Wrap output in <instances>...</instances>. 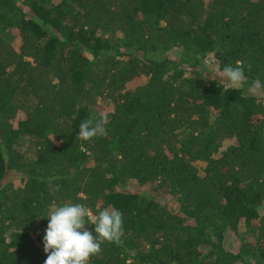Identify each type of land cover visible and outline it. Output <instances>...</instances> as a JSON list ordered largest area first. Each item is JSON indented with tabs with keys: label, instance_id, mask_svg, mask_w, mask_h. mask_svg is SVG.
<instances>
[{
	"label": "trees",
	"instance_id": "1",
	"mask_svg": "<svg viewBox=\"0 0 264 264\" xmlns=\"http://www.w3.org/2000/svg\"><path fill=\"white\" fill-rule=\"evenodd\" d=\"M237 61L264 82V0H0V264H45L65 203L123 214L89 264H264V89L226 87Z\"/></svg>",
	"mask_w": 264,
	"mask_h": 264
},
{
	"label": "clouds",
	"instance_id": "2",
	"mask_svg": "<svg viewBox=\"0 0 264 264\" xmlns=\"http://www.w3.org/2000/svg\"><path fill=\"white\" fill-rule=\"evenodd\" d=\"M219 77L227 88L240 89L245 85L249 91L264 89L259 79L248 85L245 68L237 61L235 66L226 65ZM108 123L107 115L85 120L79 124L78 138L83 141L103 135ZM48 225L43 237L45 264H89L92 256L102 251L105 242H118L123 231V214L118 210L105 208L93 212L80 203L52 205L48 215ZM94 225V232L87 229Z\"/></svg>",
	"mask_w": 264,
	"mask_h": 264
},
{
	"label": "rangeland",
	"instance_id": "3",
	"mask_svg": "<svg viewBox=\"0 0 264 264\" xmlns=\"http://www.w3.org/2000/svg\"><path fill=\"white\" fill-rule=\"evenodd\" d=\"M204 65L207 67V68H211L213 70H216L217 69V66L215 65V63L211 60V59H206L204 61ZM250 93L252 94H256V95H259L260 93V90H256V89H252L250 91ZM261 94V93H260ZM98 108H97V111L99 113H106L107 111H109L111 109V104H109L107 101L105 102H100L98 103Z\"/></svg>",
	"mask_w": 264,
	"mask_h": 264
}]
</instances>
